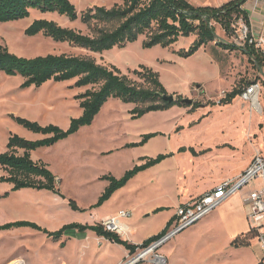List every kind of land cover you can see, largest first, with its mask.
<instances>
[{"label":"rangeland","instance_id":"obj_1","mask_svg":"<svg viewBox=\"0 0 264 264\" xmlns=\"http://www.w3.org/2000/svg\"><path fill=\"white\" fill-rule=\"evenodd\" d=\"M187 1L195 6L215 7L227 0ZM72 2L80 17L91 8H112L119 0H72ZM244 9L250 15L253 39L258 41L264 39V0H249ZM40 19L53 21L63 28L73 29L85 35L89 34L87 26L80 20L71 22L67 17L58 14L32 11L28 19L0 24V45L24 58L49 54L87 56L100 65L116 67L121 75L144 87H147L144 79L137 72H142V67L149 68L158 75L170 96L173 98L183 96L185 99L203 104H218L235 88L247 90L258 85V105H254L253 100L246 101L239 96L225 107L208 106L200 108L193 114H188L190 108L182 110L174 107L164 112H152L140 121L128 119V115L132 117L131 112L138 107L136 104H124L114 99L104 110L93 131L84 127L75 136L53 147L34 152L32 159L46 162L48 168L58 178L59 194L32 189L12 192L13 194L7 195L8 200H5L7 198L5 196L4 200L0 201V222L29 221L43 229L53 231L61 223L101 224L100 219L111 212L115 205L94 207L104 191V181L101 178L105 175L117 177L130 171L133 167V158L125 156L122 152L110 156H101L99 152L118 150L124 140L132 139L139 130L148 126L164 133H171L174 126L185 127L180 134L171 136V139L174 144L192 147L196 145L195 148L198 150L202 147L213 148L218 144L216 142L232 141L227 146L238 156L233 155L234 152L229 148L223 149L227 154L236 156L235 159L227 154L224 156L230 171L228 175H234L249 156L252 159L257 153L264 155V68L259 70L254 67L239 49L225 50L217 45L218 42H222L242 47L249 32L243 22L234 24L233 36H228L219 25H216L217 41L202 47L194 56L184 59L175 52L189 49L196 39L195 36L180 39L172 48L161 46L145 48L143 44L146 38L141 36L138 41L126 46H115L103 53H96L73 48L67 43H55L43 34L28 37L25 31L34 21ZM260 49L264 52V45ZM23 81L21 77L3 75L0 82V152L6 150L10 132L31 141L42 138L41 135L34 134L17 124L13 117L37 122L42 126L54 124L66 130L71 119L82 115L79 101L75 97L87 89L74 88L75 81L49 82L39 89L32 87L26 90L21 88ZM116 121L118 123L114 124ZM198 121L200 125L190 128L193 122ZM214 159H220V156H215ZM2 174L0 167V176ZM262 185L261 180H256L244 187L241 192L249 193L260 189ZM6 186L10 185L0 183V194L10 191ZM175 197V195L169 197L168 202L174 203ZM71 201L76 203L78 210L72 207ZM95 218L97 220H94ZM22 229L4 232V236L0 234V264H11L24 259L29 264H38L39 253L45 254L46 264H75L69 257L68 249H63L42 236L32 237L22 233L24 232ZM182 236L186 237V249L189 253L181 260L183 263L177 264H217V258L212 257L210 253L227 250V245L218 239L217 230L212 227L204 230L192 227ZM195 236H199L200 241H196ZM254 240V247L245 250L249 259L254 257V252L257 251L256 239ZM79 248L76 246L73 253ZM81 249H90V245H83ZM102 251L104 254L101 258ZM93 255V264H113L120 253L115 248L103 245L99 240ZM226 256L229 257V254Z\"/></svg>","mask_w":264,"mask_h":264},{"label":"trees","instance_id":"obj_2","mask_svg":"<svg viewBox=\"0 0 264 264\" xmlns=\"http://www.w3.org/2000/svg\"><path fill=\"white\" fill-rule=\"evenodd\" d=\"M249 0H232L219 8L196 7L187 0H119L112 8L95 7L88 9L80 17L72 0H0V24L28 19L32 11L41 14H58L67 17L71 22L78 20L89 30L83 34L73 29L63 28L53 21L40 19L34 21L25 31L28 37L40 34L52 39L55 43H67L73 48H79L96 53H103L115 46L123 47L139 40L144 36L145 48L161 46L172 48L180 39L195 36L196 39L189 49H181L175 54L188 59L194 56L202 47L216 42V25L228 35L233 36L235 23L242 21L248 35L242 47L233 44L218 42L217 45L225 50H240L248 57L249 62L259 70L264 68V52L257 48L252 39L251 19L248 11L244 9ZM144 79L147 87L140 86L128 77L121 75L114 66L98 64L87 56L55 55L24 58L11 53L8 48L0 45V82L3 75L8 77H21L24 81L23 90L32 87L39 89L49 82L64 83L75 81L74 88L87 89L75 97L79 101L82 115L71 119L68 129L50 124L42 126L20 117H13L14 121L26 130L43 136L40 140H27L12 134L5 152H0V167L3 174L0 183L12 186L11 191L24 189L48 191L59 194L58 181L53 172L43 162H35L31 153L42 148H50L59 142L77 134L83 127L93 124L102 108L111 100H119L124 104H136L132 120H139L152 112H164L174 107L191 108L195 112L199 108L229 105L234 99L245 91L235 88L227 93L218 104H203L194 102L192 106L185 104L184 97L170 96L159 80L158 75L149 68L142 67L137 72ZM160 133L144 135L139 143L127 145V148H137L146 145L152 138ZM180 151H184L181 149ZM173 155H160L154 159H142V165H137L125 175L117 179L112 175H105L101 179L108 181L109 186L99 197L94 207H100L108 202L120 189L124 188L135 176L166 160ZM6 194L5 196H7ZM71 205L75 210L79 208L74 201ZM162 209L157 210V212ZM171 223L158 236L152 237L142 245L135 246L123 241L119 235L106 232L101 224L82 225L72 223L63 226L60 230L50 232L36 223L18 221L0 225V233L20 228H31L47 235L54 241H59L72 230L79 232L93 231L99 237L124 246L130 254L138 249L148 247L152 242L161 238L169 230ZM258 236V232L250 230L243 237H238L233 246L248 247L250 241ZM264 264V259L259 263Z\"/></svg>","mask_w":264,"mask_h":264},{"label":"crops","instance_id":"obj_3","mask_svg":"<svg viewBox=\"0 0 264 264\" xmlns=\"http://www.w3.org/2000/svg\"><path fill=\"white\" fill-rule=\"evenodd\" d=\"M230 1L232 0H227L224 4ZM224 4L215 6V8H219ZM196 7H206V5H199ZM112 100L114 99H111L102 108L100 114L96 117L93 124L86 127L85 129H89L92 131L95 129L98 120L104 114V110L108 108ZM183 109L185 108H182V110ZM131 110L132 108L128 111V113H130ZM198 110H196L195 112H197ZM195 112H191L190 110L188 114H193ZM147 115L139 120L143 121L148 117ZM129 118L132 117L128 115V119ZM113 123L117 124L118 122L116 121ZM195 125H200V122H193L190 125V128L194 127ZM184 129L185 127L174 126L171 133H164L156 130L152 126H148L142 130H139L136 133L137 135L132 139L124 140L123 143L119 146L118 150L111 152H99V155L101 156H110L116 152H122V154H124L125 156H132V169L137 165L144 164L145 161H142V159H154L160 155H173L172 157L164 160L162 163L139 173L124 188L118 190L112 196V198L104 204L105 206L108 204L115 205L114 209L111 212L103 216V219L99 218L100 221L109 217H113L120 211H127L131 214L129 218L123 220V223L128 226V232L120 235V238L123 241H127L128 243L135 246H139L148 239L158 236L167 228L169 223H171L172 225V222L176 217V211L180 206L196 200L206 193L213 191L224 181L239 177L243 172L246 171V169L250 166L254 159L255 155L252 157V159L249 156V159L245 161L242 167H238V169L234 172V175H228L230 171L227 163L225 162L226 158L224 157L227 152L223 149L229 148L230 150H232L227 146L231 144L232 141L216 142L218 144L216 146H213V148L202 147L199 150L195 148L196 145L195 147H192L187 145L184 146L183 144L179 143L174 144L171 136L180 134V131ZM151 133H160L162 135L152 138L146 145L142 147L127 148V145L139 143L144 135H148ZM12 134L13 133L10 132L9 138ZM181 149H184V151H180ZM34 152L31 153V157L33 156ZM234 154L237 155L235 152L233 153V155ZM227 155L231 156L230 154ZM233 155L231 157L232 159H235L236 156ZM215 156H220V159H214ZM34 161L43 162L48 166V164L41 159ZM126 172L115 178H122ZM103 185L105 191V189L109 186V182L104 181ZM6 187H9L10 189L8 190L10 191H6L5 193L0 194V201L4 200L6 194H13L11 191L12 186L10 185ZM247 194L248 192L243 193L240 191L237 195L231 197L229 200L223 203L221 207L216 209L208 217L204 218L202 221L193 226L198 230H204L211 227L215 228L218 233V239L223 241L227 245V250L225 252L216 250L210 253L211 255H213L212 257L217 258V264H259L264 259V252L261 248L258 236L255 238L257 251L254 252L255 256L251 257V259L246 256L247 253L245 252V250H250L254 247V239L250 241L248 247L232 245L235 239H237L238 237H243L250 230H252L247 219L248 209L244 203V199ZM173 195L176 196L175 202H168V198L172 197ZM5 200H8V197L5 198ZM159 209H162V211L157 212V210ZM94 220H97V218H95ZM7 223H9V221L4 220L3 222H0V225H4ZM65 225L66 224L64 223L59 224V227H57L55 231L60 230ZM85 225L94 224L87 223ZM45 229L48 230V228ZM22 230L24 231L22 233H26L32 237L42 236L43 238L51 240L61 248L68 249L69 257L75 264H78L79 262H81V264H93V253L95 252V250H97V241L99 240L103 242V245H106L111 249L115 248L120 253L119 258L113 264H122L125 261L126 257L130 254V252L124 246L112 243L103 237H99L93 231H68L61 240L54 241L53 239L48 238L47 235L41 232H36L31 228H23ZM48 231L54 232L53 230ZM4 232L7 231H3L0 234H3L4 236ZM184 232L177 235L175 239L171 240L160 249V253L168 259V264L183 263L181 262V260H183V257L189 253L186 249V237L182 236ZM196 241H200L199 236L196 237ZM86 244L90 245V249H81V247ZM76 246L80 248L73 253V250ZM103 254L104 251H102L101 258L103 257ZM197 254L200 255V253ZM227 254H229V257L226 256ZM24 262L26 264H29L27 260H25ZM38 264H46L45 254L39 253ZM140 264L152 263L143 262Z\"/></svg>","mask_w":264,"mask_h":264},{"label":"built area","instance_id":"obj_4","mask_svg":"<svg viewBox=\"0 0 264 264\" xmlns=\"http://www.w3.org/2000/svg\"><path fill=\"white\" fill-rule=\"evenodd\" d=\"M249 42L251 44L255 43L257 48H261L264 45V39L258 41L252 37ZM258 90V85L251 86L241 96L246 101H250L257 92L259 94ZM256 180L262 181V187L250 191L245 197L244 203L248 209L247 219L250 227L252 230L258 232V239L264 252V155L257 153L250 166L239 177L224 181L213 191L180 206L176 211V217L167 233L152 242L148 247L138 249L135 254H129L122 264H140L143 262L168 264V259L160 253V249L164 245L180 233L208 217L216 209L221 207L223 203L237 195L244 187L254 183ZM130 216L131 214L129 212L120 211L115 216L102 220L101 225L106 232L120 236L128 232V226L123 223V220ZM11 264L26 263L23 260H17Z\"/></svg>","mask_w":264,"mask_h":264},{"label":"water","instance_id":"obj_5","mask_svg":"<svg viewBox=\"0 0 264 264\" xmlns=\"http://www.w3.org/2000/svg\"><path fill=\"white\" fill-rule=\"evenodd\" d=\"M173 99H174L173 97H170V98H168L167 100L172 101ZM184 102H185V104H187V105H189V106H192L193 103H194V101L191 100V99H184Z\"/></svg>","mask_w":264,"mask_h":264},{"label":"bare ground","instance_id":"obj_6","mask_svg":"<svg viewBox=\"0 0 264 264\" xmlns=\"http://www.w3.org/2000/svg\"><path fill=\"white\" fill-rule=\"evenodd\" d=\"M258 92L253 96L252 100L254 102V105H258L257 102H258Z\"/></svg>","mask_w":264,"mask_h":264}]
</instances>
